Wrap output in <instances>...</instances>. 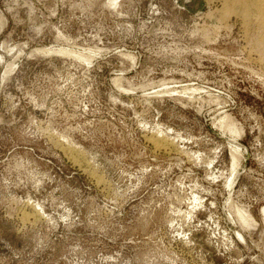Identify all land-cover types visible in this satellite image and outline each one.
Masks as SVG:
<instances>
[{"label":"rangeland","instance_id":"obj_1","mask_svg":"<svg viewBox=\"0 0 264 264\" xmlns=\"http://www.w3.org/2000/svg\"><path fill=\"white\" fill-rule=\"evenodd\" d=\"M221 2L0 0V264H264V51Z\"/></svg>","mask_w":264,"mask_h":264},{"label":"bare ground","instance_id":"obj_2","mask_svg":"<svg viewBox=\"0 0 264 264\" xmlns=\"http://www.w3.org/2000/svg\"><path fill=\"white\" fill-rule=\"evenodd\" d=\"M221 1H222L220 6L221 8H219V10L222 13V17H225L226 19H229L230 17H235L236 19L240 20L242 27H244V29L246 28L245 30L252 28L254 30V36L252 35L254 37L253 43L256 45V48L259 47L262 49V51H264V0H221ZM222 20L223 18L221 19V21ZM58 52L66 53L63 52L62 50L61 51L59 50ZM232 157L234 162L235 155L233 154Z\"/></svg>","mask_w":264,"mask_h":264}]
</instances>
